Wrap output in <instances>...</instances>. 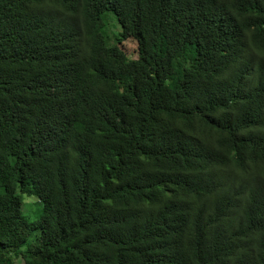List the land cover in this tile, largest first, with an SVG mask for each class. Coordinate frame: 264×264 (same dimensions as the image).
I'll return each instance as SVG.
<instances>
[{
    "label": "trees",
    "instance_id": "16d2710c",
    "mask_svg": "<svg viewBox=\"0 0 264 264\" xmlns=\"http://www.w3.org/2000/svg\"><path fill=\"white\" fill-rule=\"evenodd\" d=\"M15 251L264 264V0H0V264Z\"/></svg>",
    "mask_w": 264,
    "mask_h": 264
},
{
    "label": "rangeland",
    "instance_id": "374dc122",
    "mask_svg": "<svg viewBox=\"0 0 264 264\" xmlns=\"http://www.w3.org/2000/svg\"><path fill=\"white\" fill-rule=\"evenodd\" d=\"M109 30H107V33H110V30H113L112 27L108 28ZM122 49L124 50V52H126V54H130L133 57H135V54L137 52V44L132 41V40H128L126 42H124L121 45ZM37 199H35L34 197L31 196H27V195H22L21 196V212L27 216L30 220H33L35 218V210L40 208V205H37ZM36 204V205H35ZM25 249V246L22 247L20 249V251H23ZM12 258L13 259H17L15 262V264L18 263L19 260H21V256L20 253H17V251L12 253Z\"/></svg>",
    "mask_w": 264,
    "mask_h": 264
},
{
    "label": "clouds",
    "instance_id": "9594fccd",
    "mask_svg": "<svg viewBox=\"0 0 264 264\" xmlns=\"http://www.w3.org/2000/svg\"><path fill=\"white\" fill-rule=\"evenodd\" d=\"M207 3H208L209 5H211V6L214 5V4H213V1H209V2H207Z\"/></svg>",
    "mask_w": 264,
    "mask_h": 264
},
{
    "label": "bare ground",
    "instance_id": "6f19581e",
    "mask_svg": "<svg viewBox=\"0 0 264 264\" xmlns=\"http://www.w3.org/2000/svg\"><path fill=\"white\" fill-rule=\"evenodd\" d=\"M27 22V21H26ZM58 37V36H57ZM39 107V106H38ZM44 107V106H43ZM25 109V108H24ZM25 117V116H24ZM39 123V122H38ZM20 124V123H19Z\"/></svg>",
    "mask_w": 264,
    "mask_h": 264
}]
</instances>
